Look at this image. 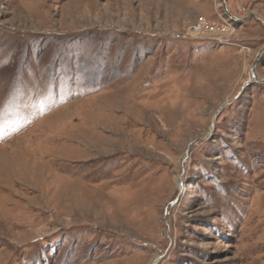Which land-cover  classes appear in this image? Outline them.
<instances>
[{
	"label": "rangeland",
	"instance_id": "rangeland-1",
	"mask_svg": "<svg viewBox=\"0 0 264 264\" xmlns=\"http://www.w3.org/2000/svg\"><path fill=\"white\" fill-rule=\"evenodd\" d=\"M224 3L0 0V264H264V0Z\"/></svg>",
	"mask_w": 264,
	"mask_h": 264
},
{
	"label": "built area",
	"instance_id": "built-area-1",
	"mask_svg": "<svg viewBox=\"0 0 264 264\" xmlns=\"http://www.w3.org/2000/svg\"><path fill=\"white\" fill-rule=\"evenodd\" d=\"M201 27V32H198V31H195L194 29L196 28V27ZM193 29H192V31L193 32H189L191 35H192V33L194 34V35H196V34H200V33H207V34H209V33H214V32H216L217 30H219L218 29V27H216V25H212L211 23H207L206 21H203L202 19H200V21L198 22V24L196 25V26H194V27H192Z\"/></svg>",
	"mask_w": 264,
	"mask_h": 264
},
{
	"label": "water",
	"instance_id": "water-1",
	"mask_svg": "<svg viewBox=\"0 0 264 264\" xmlns=\"http://www.w3.org/2000/svg\"><path fill=\"white\" fill-rule=\"evenodd\" d=\"M221 1V5H222V8L224 10V12L226 13V15L230 18V19H233V17L228 13L227 9H226V6H225V3H224V0H220ZM257 21H259V23L262 25V27H264V22L255 18ZM258 59H259V55H257V57L255 58L254 62H253V65H252V70H254L255 66H256V63L258 62ZM253 74V77L254 79H256L254 73ZM260 83H263V81H260Z\"/></svg>",
	"mask_w": 264,
	"mask_h": 264
},
{
	"label": "bare ground",
	"instance_id": "bare-ground-1",
	"mask_svg": "<svg viewBox=\"0 0 264 264\" xmlns=\"http://www.w3.org/2000/svg\"><path fill=\"white\" fill-rule=\"evenodd\" d=\"M192 29H193V28H192ZM192 29H191L189 32H193L194 30H195V31H198V32H201V30H202L201 27H199V26L196 27L193 31H192ZM192 35H194V34L192 33ZM195 36H196V35H195Z\"/></svg>",
	"mask_w": 264,
	"mask_h": 264
}]
</instances>
